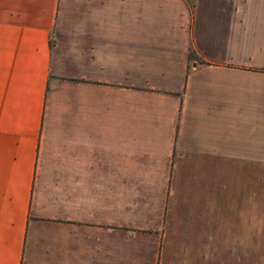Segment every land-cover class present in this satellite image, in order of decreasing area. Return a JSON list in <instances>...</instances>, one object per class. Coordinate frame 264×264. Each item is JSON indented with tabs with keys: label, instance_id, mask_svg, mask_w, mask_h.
<instances>
[{
	"label": "crops",
	"instance_id": "obj_1",
	"mask_svg": "<svg viewBox=\"0 0 264 264\" xmlns=\"http://www.w3.org/2000/svg\"><path fill=\"white\" fill-rule=\"evenodd\" d=\"M0 264H264V0H0Z\"/></svg>",
	"mask_w": 264,
	"mask_h": 264
}]
</instances>
